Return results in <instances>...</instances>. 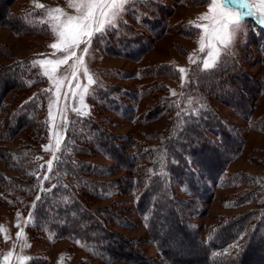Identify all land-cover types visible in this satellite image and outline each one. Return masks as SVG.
I'll return each instance as SVG.
<instances>
[{
  "label": "trees",
  "instance_id": "16d2710c",
  "mask_svg": "<svg viewBox=\"0 0 264 264\" xmlns=\"http://www.w3.org/2000/svg\"><path fill=\"white\" fill-rule=\"evenodd\" d=\"M13 2L0 0V27L6 25L17 33L49 30L34 11H11ZM141 6L144 11L136 14L142 26L158 31L160 17L170 7L153 0ZM247 18L264 34L263 24ZM123 25L125 30L113 28L98 41L105 52L138 58L147 49V38L131 24ZM178 72L174 64L163 63L146 68L143 74L153 79L176 78ZM165 88V83L154 81L145 85L142 93ZM186 89L185 96L189 92L197 94L196 108L185 106V96L180 99L165 95L137 117L147 122L169 113L167 129L151 134L152 141L114 134L101 124L102 120L93 117L76 121L53 164L50 179L42 184L44 168L35 163L39 153L33 144H39L48 134L46 80L35 72L29 60L1 66L0 114L5 116L0 129V159L17 175L0 166V189L34 200L30 225L33 233L80 242L89 254L102 260L151 262L133 239L112 228L126 223L124 209L115 202L93 208L87 200L133 193L137 212L145 220L159 257L169 264H264V171L228 172L227 166L238 155L242 139L236 126L215 106L218 101L233 107L240 116L250 117L260 93L259 81L245 69L241 57L226 55L210 69L192 71ZM11 93L13 97L8 99ZM131 95L121 86L100 87L93 111L103 106L126 115L125 98ZM22 132L30 134L33 144H5ZM96 154L112 163L102 165L88 158ZM117 174L120 176L111 178ZM174 183L182 188L185 197L175 194ZM217 185L242 188L228 204L255 207L218 218L204 239L193 218L205 213L204 205L211 201ZM234 243L237 246L232 252H220Z\"/></svg>",
  "mask_w": 264,
  "mask_h": 264
},
{
  "label": "rangeland",
  "instance_id": "374dc122",
  "mask_svg": "<svg viewBox=\"0 0 264 264\" xmlns=\"http://www.w3.org/2000/svg\"><path fill=\"white\" fill-rule=\"evenodd\" d=\"M149 0H123L113 8L111 5L103 8L104 17L99 16L102 5L93 8L97 19L105 20L103 34L96 32L98 24L93 22L91 37H84L75 47V55H67L65 45L58 35L59 31L72 33L78 31L77 21L68 23L69 17H80L84 13L81 0H14L11 11H34L35 16L48 26L47 31L35 33H17L8 26L0 27V67L13 63L15 60H29L36 73L46 80V115L48 118V134L39 144H33L28 132L20 133L15 139L5 144L17 147L31 143L38 149L35 163L44 168V180L50 179L51 169L65 145L70 127L76 121L85 117L102 120L101 124L114 134L141 141L150 140L151 134L167 129L169 113L164 112L159 117L147 122L141 117L162 96L180 99L188 94L187 81L189 74L196 70L210 69L221 57H241L245 69L250 72L260 85V93L253 103V111L248 118L226 104L216 101L218 111L233 123L242 139L238 155L228 164L230 173L264 171V34L247 17H253L264 25V0H246L254 7L244 9L239 4L226 5L233 15L230 19H239L242 12L250 13L243 17L242 30L234 33L227 42L209 40L214 21L219 9L211 7V0H153L161 5L169 6L167 13L160 17L161 27L153 31L140 23L137 12L142 13L141 4ZM59 9L60 11H55ZM119 10L113 23L111 13ZM133 10V11H132ZM134 10L136 12L134 13ZM208 15L209 19H200ZM123 23L131 24L134 29L145 36L147 49L138 58L110 54L102 49L98 39L105 36L113 28L125 30ZM202 27L197 28L194 25ZM190 26L191 30L187 31ZM215 27H219L218 21ZM113 29V30H114ZM112 30V31H113ZM90 40V43L85 41ZM203 41V47L201 42ZM57 44V48H52ZM87 49L85 52L84 49ZM241 53V54H240ZM245 53L246 55H243ZM240 54V55H239ZM243 55V56H242ZM60 60L61 63H49ZM163 63L174 64L178 77L146 78L143 72L146 68ZM154 81L165 83V90L144 94L145 85ZM121 86L123 90L133 94L127 97L126 115L108 111L103 106L93 111V101L100 87L106 85ZM135 95V96H134ZM25 96V95H24ZM27 96V95H26ZM138 96V97H137ZM13 97L9 94L8 99ZM137 97V98H136ZM23 98V97H22ZM182 101V100H181ZM197 94L189 92L185 96L186 107L196 108ZM5 113L0 114V129ZM1 145V142H0ZM90 160L110 165L112 162L100 154L88 157ZM0 166L9 174L17 175L0 159ZM123 174V173H122ZM120 174L113 175L116 178ZM51 185L50 181H46ZM175 194L185 197V193L176 183L173 184ZM242 188L217 185L211 201L204 205L205 213L193 218V223L204 239L208 238L210 228L218 218L242 213L254 208V204L231 205L228 200L234 197ZM89 206L104 208L114 204L124 209V224H114L112 228L120 235L133 239L141 252L151 262L145 264H169L158 255L156 244L150 236L145 220L138 214L133 193L111 194L106 198H88ZM34 200L27 199L21 193L0 189V264H137L130 260H102L92 256L80 243L68 238L53 239L52 235L31 230V213ZM237 243L228 245L220 252H232Z\"/></svg>",
  "mask_w": 264,
  "mask_h": 264
},
{
  "label": "snow or ice",
  "instance_id": "6c2138e0",
  "mask_svg": "<svg viewBox=\"0 0 264 264\" xmlns=\"http://www.w3.org/2000/svg\"><path fill=\"white\" fill-rule=\"evenodd\" d=\"M118 2H123V0H81L82 6L84 8V13L80 17H69L68 23L70 24L73 20L77 21V28L78 31L67 33L65 31H59L58 35L61 37L64 45H65V51L67 52V55L63 58L66 60L68 56L75 55V47H77L82 39L84 37H91L92 35V24L95 20V22L98 24V27L96 28V32L103 34V28L105 24V20L103 19H97L94 15L93 8H95L98 4L102 5L99 16L104 17L106 14L103 10L104 7L111 5L113 8H115V5ZM228 4H239L241 8L248 9L254 7L253 5H250L246 2V0H211V7L213 9H219L217 17H211V19L214 21V25L212 27V32L209 34V40L215 41L220 40L222 42H227L229 38L236 32H239L242 30V21L243 17L245 15H248L250 13L242 12L239 14V19H230V16L233 15L229 12L226 5ZM55 11L59 12V9H56ZM118 9L112 11L111 13V20L107 21L109 23H113L117 14ZM210 17L206 14L205 16H202L200 19H209ZM218 21L219 27H215V23ZM197 28H201L202 26L199 24L194 25ZM86 43H90V40L85 41ZM201 45L203 47V41L201 42ZM52 48H57V44H52ZM84 51L86 52L87 49L85 48ZM49 63H61L60 60H57L55 62L49 61ZM180 73L184 72L183 68H180L178 70ZM39 199V197H37Z\"/></svg>",
  "mask_w": 264,
  "mask_h": 264
}]
</instances>
